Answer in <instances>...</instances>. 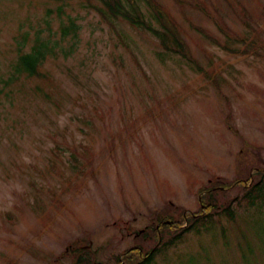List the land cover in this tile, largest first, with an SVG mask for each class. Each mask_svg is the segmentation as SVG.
Segmentation results:
<instances>
[{"label":"rangeland","instance_id":"obj_1","mask_svg":"<svg viewBox=\"0 0 264 264\" xmlns=\"http://www.w3.org/2000/svg\"><path fill=\"white\" fill-rule=\"evenodd\" d=\"M134 1L158 28L146 2ZM156 1L193 61L104 16L99 0H0V264H73L66 253L77 246L93 264H117L125 251L123 264H137L142 256L127 255L155 246L165 224L155 221L171 220L163 242L185 229L192 218L183 210L199 213L198 194L212 180H238L245 190L257 183L264 0ZM205 10L224 20L230 38ZM69 20L77 35L62 38ZM37 37L47 81L30 80L41 91L22 95L23 78L4 81ZM243 193L215 196L229 209L206 207L180 241L159 243L149 264H264V196L248 202Z\"/></svg>","mask_w":264,"mask_h":264},{"label":"trees","instance_id":"obj_2","mask_svg":"<svg viewBox=\"0 0 264 264\" xmlns=\"http://www.w3.org/2000/svg\"><path fill=\"white\" fill-rule=\"evenodd\" d=\"M129 3L130 10L126 9L123 6L122 0H99L100 4L103 8H101L100 12L104 14V16H109L113 19H122L125 21L131 28L136 29L141 32H146L151 34L153 37H155L158 41V44L162 51L167 54H176L181 56L183 59L191 60L192 56L190 53V50L186 44V42L182 39L178 28L179 25L172 19V17L169 15V13L156 1V0H144L148 7L151 10L152 16L156 23L158 24V28H154L151 26V24L145 19L143 13L139 9L137 3L134 0H126ZM180 8H182L184 2L183 0H173ZM196 2H189L187 3L188 6L197 9V6L194 5ZM199 10V9H198ZM200 11V10H199ZM202 12V11H200ZM203 13V12H202ZM205 14L208 18L212 20V22L215 24L217 30L227 38H230V28L227 26V24L224 22L221 18H216V15L211 14L208 10H205ZM106 16V17H107ZM69 25H71L72 29L71 31H65L64 28L66 25H62L60 27V34L62 38H66L69 35H72V37H75L77 35L78 28L74 24L72 20H69ZM68 25V26H69ZM208 38L209 36L202 30ZM51 37V33H50ZM213 43L216 44V46L222 48L226 52L229 53H236L237 51L231 50L228 47L222 45L218 40L213 39L210 37ZM58 44V42L56 41ZM46 47V43L41 38H36L34 43L31 44L29 51L27 53H23L19 50V57L16 62V69L12 71L9 75V79L4 81V85H8L9 87L20 82V79L23 78L24 82H21L19 87L17 88L18 92L22 95H27L29 91H41V88L39 86L34 87H27V83L30 80L36 79V80H43L47 81V75L45 73H42L39 71V67L43 65L46 58L43 55L42 49ZM73 45H70V48L65 53H70ZM63 53V55L65 54ZM57 56V55H55ZM6 88V87H5ZM9 92H12L14 94V91L9 90ZM2 93V89L0 88V94ZM6 95V94H5ZM254 169V168H253ZM252 169V170H253ZM256 177L258 178L257 183L250 184L249 189L245 190V187L240 185L238 180L234 181H226L225 179H222L221 181L217 182L214 181L212 186L218 187L217 185H222L226 187L225 190H212V186L208 187L210 190L204 195L203 201H205V207L204 208H212L210 212H215L216 208H220L221 211H227V209H223L222 206H219L220 200H226L227 190L231 188H237L239 191H243L242 198L245 201L249 200H255V198L264 196V167L260 169H257ZM217 192V193H216ZM222 192V193H220ZM258 193L255 196V193ZM221 194V197L223 199L217 200L215 196ZM222 201L220 204H222ZM232 202L235 201V199L230 200ZM184 212V210H183ZM182 213V211H180ZM201 217V216H200ZM200 217H194L189 220V224L185 229H181L178 231V233H175L171 238L163 242L165 234L168 233L170 227L167 225H162L159 229L160 237L158 238H151V241L155 240V246L152 247L151 251L146 254L144 260L136 261L137 264H149L153 260V256L160 250V247H158L159 243H163V249L167 248L169 246L174 245L177 241H180L184 234L189 233L194 228V224L197 221V219H201ZM204 218V216H203ZM163 218H159L160 221ZM174 222L177 221L176 218H173ZM172 219V220H173ZM184 220V219H183ZM193 220V221H192ZM158 247V248H157ZM156 248V249H155ZM155 249V250H154ZM66 255H71L73 257L74 263L73 264H93L90 259H87L85 257L86 251L81 250L77 247L71 248ZM130 254H128L129 256ZM125 257V256H124ZM130 257V256H129ZM131 260L126 261L127 263H134L136 258L130 257Z\"/></svg>","mask_w":264,"mask_h":264}]
</instances>
